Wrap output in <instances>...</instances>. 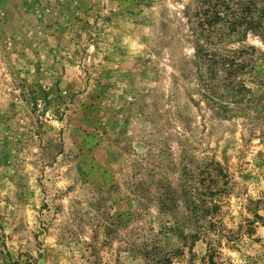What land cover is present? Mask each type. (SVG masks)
<instances>
[{"label": "rangeland", "instance_id": "obj_1", "mask_svg": "<svg viewBox=\"0 0 264 264\" xmlns=\"http://www.w3.org/2000/svg\"><path fill=\"white\" fill-rule=\"evenodd\" d=\"M191 3L0 0V264H264V36L201 47Z\"/></svg>", "mask_w": 264, "mask_h": 264}, {"label": "trees", "instance_id": "obj_2", "mask_svg": "<svg viewBox=\"0 0 264 264\" xmlns=\"http://www.w3.org/2000/svg\"><path fill=\"white\" fill-rule=\"evenodd\" d=\"M189 14L191 23L195 25L193 30L204 38L200 45L204 42L213 46L231 41L233 37L241 40L249 29L264 36V0H192ZM247 49L253 50L254 47L224 52L214 47L198 49L201 54L199 67L202 70L199 79L204 95H212L220 88H224L225 93L231 90L238 94L246 88L245 80L236 81V78L243 74L250 76L251 58L241 57L247 53ZM218 92L219 95L225 94Z\"/></svg>", "mask_w": 264, "mask_h": 264}]
</instances>
